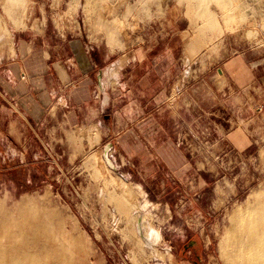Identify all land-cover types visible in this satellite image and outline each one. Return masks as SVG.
<instances>
[{
	"label": "rangeland",
	"instance_id": "rangeland-1",
	"mask_svg": "<svg viewBox=\"0 0 264 264\" xmlns=\"http://www.w3.org/2000/svg\"><path fill=\"white\" fill-rule=\"evenodd\" d=\"M1 24L5 214L57 210L69 264H226L264 190V0H0Z\"/></svg>",
	"mask_w": 264,
	"mask_h": 264
},
{
	"label": "bare ground",
	"instance_id": "bare-ground-1",
	"mask_svg": "<svg viewBox=\"0 0 264 264\" xmlns=\"http://www.w3.org/2000/svg\"><path fill=\"white\" fill-rule=\"evenodd\" d=\"M13 1L15 3V0ZM223 4L227 3L224 1ZM4 35L6 32L0 31V46L5 41ZM186 61L189 62L190 58ZM134 188L136 192L133 187L123 186L126 198L136 206H139V198H143L141 203H144L147 209L151 202L144 188L139 183L135 184ZM45 209L29 202L18 209L17 216H8L0 206V264H69L70 261H67L64 255L66 252L63 253L61 247L62 242L55 241L57 234L51 229L58 211L53 214ZM139 222H142L141 239L145 244L151 245L161 240L162 235L158 228H145L144 218ZM226 234L220 244L226 264H264V190L254 193L253 199L246 207L232 215Z\"/></svg>",
	"mask_w": 264,
	"mask_h": 264
},
{
	"label": "water",
	"instance_id": "water-1",
	"mask_svg": "<svg viewBox=\"0 0 264 264\" xmlns=\"http://www.w3.org/2000/svg\"><path fill=\"white\" fill-rule=\"evenodd\" d=\"M114 143L113 142H108L103 149V157L106 161V163L113 168L114 170H118L119 166L115 163L114 159L112 158L110 151L113 148ZM141 224L138 222V227H140ZM140 229V228H139Z\"/></svg>",
	"mask_w": 264,
	"mask_h": 264
},
{
	"label": "crops",
	"instance_id": "crops-1",
	"mask_svg": "<svg viewBox=\"0 0 264 264\" xmlns=\"http://www.w3.org/2000/svg\"><path fill=\"white\" fill-rule=\"evenodd\" d=\"M109 73H110V71L107 70L106 75H107L108 78L111 77V75H110ZM107 82H108L107 79H104V80H103V83H104V84H107ZM94 130H95V131H98V130H99V127H97V126L95 125L94 128H93V131H94Z\"/></svg>",
	"mask_w": 264,
	"mask_h": 264
}]
</instances>
